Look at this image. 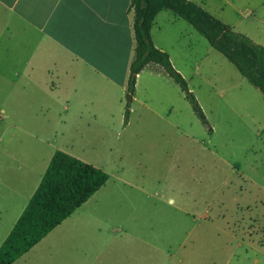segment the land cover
<instances>
[{
	"label": "rangeland",
	"instance_id": "1",
	"mask_svg": "<svg viewBox=\"0 0 264 264\" xmlns=\"http://www.w3.org/2000/svg\"><path fill=\"white\" fill-rule=\"evenodd\" d=\"M191 1L264 48V0ZM150 34L209 130L161 73L141 70L129 98L132 37H123L119 57L83 75L45 76L51 90L20 95L14 77L0 75V110L24 127L0 119V242L55 149L107 175L11 264H264V99L169 10L156 15ZM66 227L78 231L68 236Z\"/></svg>",
	"mask_w": 264,
	"mask_h": 264
},
{
	"label": "trees",
	"instance_id": "2",
	"mask_svg": "<svg viewBox=\"0 0 264 264\" xmlns=\"http://www.w3.org/2000/svg\"><path fill=\"white\" fill-rule=\"evenodd\" d=\"M128 10L132 13L133 34V55L125 84L129 98L133 95L136 74L147 66L153 67L178 86L196 118L207 126L205 115L185 79L173 68L167 53L155 47L150 38L149 30L155 15L161 10H169L222 54L264 99L262 46L233 31L190 0H129ZM106 178L100 168L55 150L36 188L0 243V264H10L37 243L95 192Z\"/></svg>",
	"mask_w": 264,
	"mask_h": 264
},
{
	"label": "crops",
	"instance_id": "3",
	"mask_svg": "<svg viewBox=\"0 0 264 264\" xmlns=\"http://www.w3.org/2000/svg\"><path fill=\"white\" fill-rule=\"evenodd\" d=\"M128 3L129 0H0V75L13 76L11 86L23 95L24 92L39 91L47 84L50 90L55 88L52 80H46L47 75L59 71L83 75L89 69L100 67L99 63H104L102 60L119 57L116 51L122 50L123 37L127 40L132 37L133 41L132 13L128 10ZM145 68L166 76L153 67ZM30 112L33 111L30 109ZM4 118H14L17 129L24 128L16 114L8 112L5 115L1 109L0 119ZM24 118L26 123H34L33 115ZM4 123L9 125L10 120ZM50 157H47L48 161ZM15 168L18 169V165ZM34 184L30 195L36 188ZM60 223L21 255L34 249L45 237H50ZM74 229L66 227L65 231L71 236V232L78 231Z\"/></svg>",
	"mask_w": 264,
	"mask_h": 264
}]
</instances>
